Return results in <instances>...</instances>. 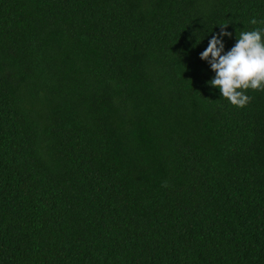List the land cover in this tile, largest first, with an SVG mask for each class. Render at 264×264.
<instances>
[{"label": "trees", "instance_id": "trees-1", "mask_svg": "<svg viewBox=\"0 0 264 264\" xmlns=\"http://www.w3.org/2000/svg\"><path fill=\"white\" fill-rule=\"evenodd\" d=\"M222 24L264 0H0V264H264V90L208 83Z\"/></svg>", "mask_w": 264, "mask_h": 264}, {"label": "clouds", "instance_id": "clouds-1", "mask_svg": "<svg viewBox=\"0 0 264 264\" xmlns=\"http://www.w3.org/2000/svg\"><path fill=\"white\" fill-rule=\"evenodd\" d=\"M251 23L255 25L257 20L252 19ZM227 27L228 24L220 25V32L212 35L200 58L208 61L215 72L208 83L213 88H219L221 96L232 105L245 107L252 99L246 90H264V27L241 32L235 45L225 52L222 38L232 36ZM163 186L166 187L167 183Z\"/></svg>", "mask_w": 264, "mask_h": 264}]
</instances>
